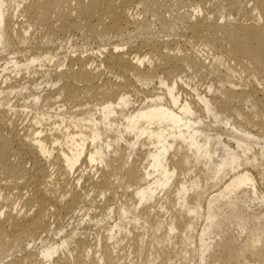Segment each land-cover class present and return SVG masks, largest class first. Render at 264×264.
<instances>
[{"label": "bare ground", "instance_id": "obj_1", "mask_svg": "<svg viewBox=\"0 0 264 264\" xmlns=\"http://www.w3.org/2000/svg\"><path fill=\"white\" fill-rule=\"evenodd\" d=\"M263 119L264 0H0V264H264Z\"/></svg>", "mask_w": 264, "mask_h": 264}, {"label": "rangeland", "instance_id": "obj_2", "mask_svg": "<svg viewBox=\"0 0 264 264\" xmlns=\"http://www.w3.org/2000/svg\"><path fill=\"white\" fill-rule=\"evenodd\" d=\"M244 1H247V0H244ZM224 5V4H223ZM225 6V5H224ZM229 13H231V11L226 7L225 8V10L222 12V16H223V18H226L228 15H229ZM231 15H232V18L231 19H238L239 18V15H238V12L235 10V11H232V13H231ZM80 36V35H79ZM78 35H77V37L75 38V40H72V41H70L67 45H66V49H64V51H70V49L73 47V46H75L76 45V43L80 46V44L82 45V36H81V38L79 37ZM79 37V38H78ZM81 39V40H80ZM79 40V41H78ZM82 42V43H81ZM80 43V44H79ZM94 46H91V47H89V49L90 48H93ZM95 48V47H94ZM126 49V48H125ZM94 52H97V49H94ZM3 63V62H2ZM1 63V64H2ZM188 80H190V79H188ZM186 78L184 79V81L185 82H187L188 81ZM209 80H211V78L210 77H206V79L204 80V81H201V83L199 84V87H198V90H199V93L200 94H204V91H205V89H206V87H207V83H208V81ZM191 83L192 82H194L192 79H191V81H190ZM156 88H159L160 86L157 84L156 86H155ZM154 89V87H152V90ZM185 89H188V91L187 92H183L182 90H181V88H179V91H180V93L182 94V98L183 99H191V98H196V94H195V92H193L191 89H190V87H186ZM151 90V91H152ZM159 90V91H158ZM157 90V92H160L161 90L160 89H158ZM20 104H22L23 102L22 101H20L19 102ZM139 104H137L136 106H138ZM264 120V119H263ZM19 129H22L23 128V124H22V122L20 121L19 123ZM254 133H256V134H261V132H260V130L259 129H254ZM94 169V168H93ZM96 170V169H95ZM81 218H84V217H81ZM77 222H78V220L75 222V226H77L78 228H83L84 226H86V225H90L89 224V222H90V220L88 219V218H84V220L82 219V220H80V222H79V225L77 224ZM96 229V228H95ZM93 232H94V230H93ZM93 232H92V234H93ZM91 236H93V235H91ZM92 238V237H91Z\"/></svg>", "mask_w": 264, "mask_h": 264}]
</instances>
